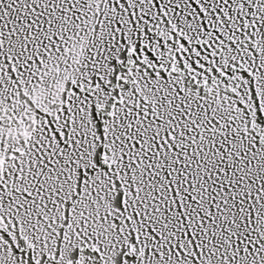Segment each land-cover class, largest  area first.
Returning a JSON list of instances; mask_svg holds the SVG:
<instances>
[{
    "label": "snow or ice",
    "instance_id": "6c2138e0",
    "mask_svg": "<svg viewBox=\"0 0 264 264\" xmlns=\"http://www.w3.org/2000/svg\"><path fill=\"white\" fill-rule=\"evenodd\" d=\"M0 264H264V0H0Z\"/></svg>",
    "mask_w": 264,
    "mask_h": 264
}]
</instances>
